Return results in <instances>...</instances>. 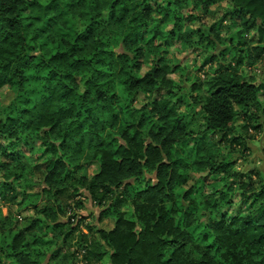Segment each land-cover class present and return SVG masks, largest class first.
<instances>
[{"label":"clouds","instance_id":"1","mask_svg":"<svg viewBox=\"0 0 264 264\" xmlns=\"http://www.w3.org/2000/svg\"><path fill=\"white\" fill-rule=\"evenodd\" d=\"M0 264H264V0H0Z\"/></svg>","mask_w":264,"mask_h":264}]
</instances>
